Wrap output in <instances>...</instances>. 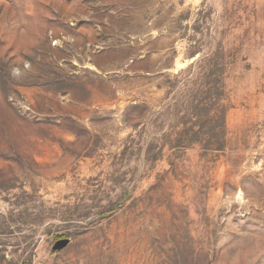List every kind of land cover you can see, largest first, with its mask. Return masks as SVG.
<instances>
[{
    "label": "rangeland",
    "instance_id": "374dc122",
    "mask_svg": "<svg viewBox=\"0 0 264 264\" xmlns=\"http://www.w3.org/2000/svg\"><path fill=\"white\" fill-rule=\"evenodd\" d=\"M0 264H264V0H0Z\"/></svg>",
    "mask_w": 264,
    "mask_h": 264
},
{
    "label": "water",
    "instance_id": "95a60500",
    "mask_svg": "<svg viewBox=\"0 0 264 264\" xmlns=\"http://www.w3.org/2000/svg\"><path fill=\"white\" fill-rule=\"evenodd\" d=\"M70 242H71L70 237L59 238L54 242V244L52 246V250L54 252L63 250L64 248H66L70 244Z\"/></svg>",
    "mask_w": 264,
    "mask_h": 264
},
{
    "label": "trees",
    "instance_id": "16d2710c",
    "mask_svg": "<svg viewBox=\"0 0 264 264\" xmlns=\"http://www.w3.org/2000/svg\"><path fill=\"white\" fill-rule=\"evenodd\" d=\"M218 87V86H217ZM215 95V94H214ZM213 99H216V95L215 96H213ZM190 142V141H189Z\"/></svg>",
    "mask_w": 264,
    "mask_h": 264
}]
</instances>
